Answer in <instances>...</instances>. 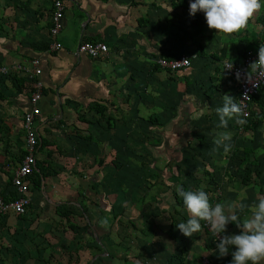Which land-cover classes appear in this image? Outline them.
<instances>
[{
    "label": "crops",
    "instance_id": "1",
    "mask_svg": "<svg viewBox=\"0 0 264 264\" xmlns=\"http://www.w3.org/2000/svg\"><path fill=\"white\" fill-rule=\"evenodd\" d=\"M52 2L0 0V64L25 66L30 58H41L45 88L36 126L45 141L37 149V162L46 173L31 188L27 215L0 217V264H55L49 258L59 257L64 241L54 226L60 207L66 216L73 209L80 219L85 215L79 234L70 236L85 246L79 253L69 244L60 264H118L119 236L132 231L131 224H144L150 264H163L169 208V220L190 217L177 186L204 190L209 198L213 192L208 181L204 189L196 184L200 160L193 148L187 153L188 145L200 153L201 142L215 145L221 133H228L226 143L239 149L236 170L224 171L221 191L227 187L229 199L221 203L228 209L234 202L241 221L249 219L264 192V184L253 183L257 175L264 178V156L259 155L264 154V120L254 124L245 141L247 134H239L235 118L227 128L218 126L216 108L223 106L225 94L237 96L221 62L239 61L245 50L259 51L264 43V0L247 28L232 35L209 29L202 11L190 15L192 0H62L57 37L62 49L57 51L48 49ZM82 40L106 42L108 54L99 59L77 54ZM180 54L191 58L189 68H159V58ZM8 78L11 88L0 89V109L9 107L19 115L28 107L19 82L28 85L22 74ZM4 97L14 101L8 104ZM248 148L252 152L246 156ZM0 160L6 161V154ZM248 165L256 174L251 179L245 175ZM3 168L0 191L6 192L13 171ZM237 170L240 178L232 180ZM136 251L130 250V257ZM133 259L128 261L134 264Z\"/></svg>",
    "mask_w": 264,
    "mask_h": 264
},
{
    "label": "rangeland",
    "instance_id": "2",
    "mask_svg": "<svg viewBox=\"0 0 264 264\" xmlns=\"http://www.w3.org/2000/svg\"><path fill=\"white\" fill-rule=\"evenodd\" d=\"M264 31V29H263ZM9 76V75H8ZM8 76L0 77V89L11 88V85L6 84L7 81H10L12 78H8ZM6 84V85H5ZM20 94H24V97L28 96L29 86H25L23 84V81L19 82V88H18ZM231 91H235V88L231 89ZM1 92V91H0ZM2 99H8L6 97ZM14 100L8 99V104L12 103ZM15 104V103H14ZM13 105V104H12ZM25 110L23 109L19 115H15L13 111L8 107V110L2 108L0 109V154H6V161L0 160V166L4 170H11L13 171L16 166L19 164L20 159L23 155V148H24V132L22 129V115ZM264 120V110L260 109V116L259 120L256 124H260L261 121ZM250 136L247 134L245 137L242 138V140L249 141ZM187 153H192V148L195 150L194 154L199 156V164L201 165L200 168V175L199 178H195L194 180H197L198 184L201 189L203 187L206 188L207 181L210 184L211 190L213 189L212 194L210 195V198L212 199V205L214 206L216 203H221L223 200V197L225 199H229V195L226 194L228 191L227 187H225V192L223 194V191H221V188H223L222 185V179L223 174H225V170L232 169L233 171L236 170V165L238 164L237 159L239 158V149L235 145L232 146L230 152L231 154H226L223 149V145L217 146V145H205V142H201L199 150L200 153L197 152L196 146L192 147L188 145ZM204 147L208 148V151L204 149ZM252 152L251 148H248V152H246V156L249 155V153ZM171 153H174L171 152ZM259 154V153H258ZM194 155V157H195ZM260 156H264L263 153L259 154ZM191 156V155H190ZM261 158V157H259ZM250 163V160L248 161ZM199 165V166H200ZM249 170L245 172L246 178H252L255 173H252V170L254 167H248ZM203 170H205L207 173H205ZM230 172V171H229ZM243 175V170H241ZM241 175V177H242ZM256 175V174H255ZM233 176L231 179L235 180L236 176L240 178V175L238 174V170L236 172V175ZM260 175H257L256 178H253V183L259 187H262L264 184V178L263 182L262 180H259ZM229 181H232V180ZM232 183V182H230ZM250 182L249 184H251ZM189 184V183H188ZM221 184V186H220ZM186 187V186H185ZM264 188V187H263ZM264 190V189H262ZM232 194V193H231ZM230 194V195H231ZM227 195V197L225 196ZM263 198H264V192H263ZM172 199V197H171ZM183 201V198H181ZM170 202V201H169ZM231 202V201H230ZM168 207H170V203H168ZM223 204V203H221ZM232 206L231 209H226L225 206V214H235L239 217V224H242L241 221V213L238 208H236L234 202L231 203ZM184 207H186L184 205ZM180 210L182 212H185L184 209ZM66 216L65 219H67L66 222L63 221L64 217L61 218V216L57 215V220L55 222V229L56 232H60L62 236L64 237V241H62L61 251L59 257L49 258L52 259V261L55 262V264H60L62 261H64V257L62 255H65V250H70L68 247L72 245L71 250H76L80 253V249L83 248L85 245L83 243V240L74 241L72 238H75L76 235L79 233V223L81 221L85 220V215L81 214L83 218H79V214H76L75 210H70V213ZM171 207L168 210L169 218L168 223L166 225L169 241H167L166 249H167V255L163 259V264H201L203 261L207 264H231V261L233 259L232 253L236 250L235 246H229V251L226 256H220L217 249V244L219 242V239L222 238L223 235H232V234H240V228L238 227V224L236 226L227 225L226 232L220 234L219 237H217L209 228L206 221H201L202 230L198 233H194L192 237L184 236L179 229L176 227L180 222H186L190 217L185 216V214H182L181 217L178 216V219L169 220L171 216ZM190 216V214H189ZM173 218V217H171ZM205 223V224H203ZM237 223V222H236ZM133 225L132 231H124L120 234L119 238L121 240V256H120V262L118 264H131L128 260L133 257L135 259L134 264H150V260L153 256H151L148 252V248H152L150 246L151 242H147L142 235H147L145 233V227L144 224L141 226L137 224H131ZM74 231L75 228H78L77 231L72 232L69 228ZM129 224L125 225V228L128 227ZM239 228V229H238ZM74 233V234H73ZM136 233V234H135ZM135 234V236H134ZM70 236L72 238L70 239ZM213 236L216 238L215 241L212 240ZM136 239V243L135 240ZM65 240H69L70 242H67ZM211 240V241H210ZM217 240V241H216ZM60 243V242H59ZM70 244V245H69ZM78 244V245H77ZM210 246V248H208ZM60 248V247H59ZM134 248V249H133ZM137 249L136 254L132 255L130 257L129 253L130 250ZM209 249V250H208ZM75 251V252H76ZM5 260V257H2V260ZM17 260V259H15ZM210 260V261H209ZM11 261V259H10ZM111 261V260H110ZM139 261V263L137 262ZM13 264H16V261H11ZM203 264V263H202Z\"/></svg>",
    "mask_w": 264,
    "mask_h": 264
},
{
    "label": "clouds",
    "instance_id": "3",
    "mask_svg": "<svg viewBox=\"0 0 264 264\" xmlns=\"http://www.w3.org/2000/svg\"><path fill=\"white\" fill-rule=\"evenodd\" d=\"M260 0H192L190 2L189 14L194 16L198 11L205 15L209 29L226 35L238 33L248 26L249 20L261 9ZM232 62L225 66L231 69ZM255 76L257 79L264 78V45H261L258 52V59L249 65L247 78L249 81ZM240 78L239 72L237 79ZM247 93L244 94V99ZM237 102L232 96H223V106L216 108L219 116V127L227 128L228 121L235 118L238 125H244L247 121L243 117L247 116L243 100ZM231 140L228 133L219 134L214 143L217 146L223 145L224 152L231 150L232 145L226 143ZM177 193L183 198L190 218L186 222H180L176 227L187 237H192L194 233L202 230L201 221H206L210 230L219 237L226 232L228 223L237 222L239 217L235 214H225V206L210 203V198L204 190L185 191L182 186H177ZM231 209V205L228 206ZM241 205V211L244 210ZM106 223V221H105ZM229 246H235L232 253L231 264H261L264 261V198H261L251 211V217L242 223L240 234L223 235L217 244L220 256H226Z\"/></svg>",
    "mask_w": 264,
    "mask_h": 264
},
{
    "label": "built area",
    "instance_id": "4",
    "mask_svg": "<svg viewBox=\"0 0 264 264\" xmlns=\"http://www.w3.org/2000/svg\"><path fill=\"white\" fill-rule=\"evenodd\" d=\"M51 10L48 49L50 51H57L62 48L61 42L57 39L63 26L64 4L62 0H53ZM258 52L248 49L244 51L239 61L232 62L224 60L221 62L223 74L230 78L236 85V101L241 102V99H244V94L247 93V98L243 100L246 106L245 111L247 112V116L241 117L246 119L247 122L242 126L236 123L239 134L241 135L248 133V121L252 113H257L259 110L258 105L253 101V97L264 90V78L257 79L253 76L251 81L247 78L249 65L258 59ZM76 53L85 54L93 59H99L108 54V44L99 40H82L77 46ZM231 62L233 67L231 69H225V66ZM157 64L164 71L176 72L189 68L191 66V58L186 54H180L171 58L161 57L157 60ZM238 72L240 75L239 79H237ZM11 74H22L25 77L27 85L29 86V94L28 107L22 115V129L24 132L23 155L19 164L12 172L7 191H0V217L2 218L9 214L25 216L29 213L31 203L30 191L32 188L30 176L36 170L39 144L36 123L41 114L39 104L45 88L41 80L42 68L40 57L30 58L25 66L15 64L12 67H8L0 64V76L5 77ZM202 263L207 264V260Z\"/></svg>",
    "mask_w": 264,
    "mask_h": 264
},
{
    "label": "trees",
    "instance_id": "5",
    "mask_svg": "<svg viewBox=\"0 0 264 264\" xmlns=\"http://www.w3.org/2000/svg\"><path fill=\"white\" fill-rule=\"evenodd\" d=\"M102 1H107V0H102ZM168 58H171V57H168ZM253 101L258 105L259 110H258L257 113H256V112H253V113H252V116H251L250 120L248 121V125H247L248 130H252V129H253L254 124H256L257 121L259 120L260 109H262V110L264 109V90L261 91V92H259L257 95H255V96L253 97ZM100 112H101V111H100ZM108 125H110V124H108ZM44 141H45V140H44L43 137H39L38 148H41V147H42V142H43V144H44ZM246 152H248V150H247ZM37 169H39L38 172H37ZM39 174H41V176H43V177L46 176V173L44 172L43 168L41 167V163L36 162V170H35V171L33 172V174L30 176V180L33 181V187H32V188H34V187L37 188V187L39 186V184H40V180L38 179ZM245 179H246V178H245ZM9 183H10V182H9ZM210 203H211V204L213 203L211 198H210ZM65 212H66V211H65L64 209H62V207H60V208L58 209V214H59L61 217L66 218ZM18 216H21V215H18ZM211 239L215 241L216 238L213 237V238H211ZM210 241H211V240H210ZM216 241H217V240H216ZM209 248H210V246H209Z\"/></svg>",
    "mask_w": 264,
    "mask_h": 264
},
{
    "label": "bare ground",
    "instance_id": "6",
    "mask_svg": "<svg viewBox=\"0 0 264 264\" xmlns=\"http://www.w3.org/2000/svg\"><path fill=\"white\" fill-rule=\"evenodd\" d=\"M58 36H59V35H58ZM61 49H62V48H61ZM61 49H60V50H61ZM82 55H83V54H82ZM84 55H85V54H84ZM23 63H25V62H23ZM31 201H32V200H31ZM209 261H210V260H209ZM209 264H210V263H209Z\"/></svg>",
    "mask_w": 264,
    "mask_h": 264
}]
</instances>
